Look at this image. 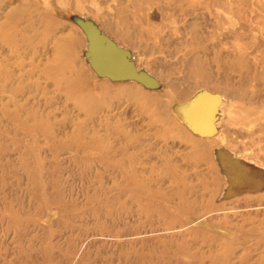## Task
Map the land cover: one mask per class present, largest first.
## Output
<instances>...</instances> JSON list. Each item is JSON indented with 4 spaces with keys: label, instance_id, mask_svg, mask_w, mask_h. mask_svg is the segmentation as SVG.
Masks as SVG:
<instances>
[{
    "label": "rangeland",
    "instance_id": "374dc122",
    "mask_svg": "<svg viewBox=\"0 0 264 264\" xmlns=\"http://www.w3.org/2000/svg\"><path fill=\"white\" fill-rule=\"evenodd\" d=\"M133 5L141 80L100 62L116 0H0V264H264V125L183 107L242 85L260 111L264 0Z\"/></svg>",
    "mask_w": 264,
    "mask_h": 264
},
{
    "label": "crops",
    "instance_id": "0c3cea01",
    "mask_svg": "<svg viewBox=\"0 0 264 264\" xmlns=\"http://www.w3.org/2000/svg\"><path fill=\"white\" fill-rule=\"evenodd\" d=\"M117 3H119V6L116 9V15L115 18L112 22V19L109 16V23L108 24H101V27H106L108 28V33L107 35L109 37H111V41H113L115 43V45L119 48L124 50L125 52H127L128 54H130V59L135 60V47H132L131 45L133 44L132 41H128L127 38H148V34L147 32L145 33V28L144 26H147L149 23L152 22V17L153 18H157V15L155 12L154 14H150L148 13L147 9L142 8V6H135L133 5V3H136V0H116ZM116 4V2H115ZM133 5V6H132ZM113 23V24H112ZM112 25L114 26V32H112V30L110 29L112 27ZM156 28H160L159 25L157 26L155 24ZM218 27H220V31L223 32L224 26L222 21H220L218 23ZM113 28V27H112ZM117 28V29H116ZM161 28H163L161 26ZM165 30V28L163 29ZM129 31V32H128ZM227 34L221 33L219 36H225ZM115 37V38H113ZM151 37V36H150ZM158 38H160V36H157ZM210 40L209 42H207L208 44L212 45L213 41H212V36L210 35ZM235 39H237L238 37H233ZM140 42V41H138ZM220 43V42H219ZM206 44V43H205ZM214 44H217V42H214ZM207 47L205 46V52H207ZM254 72V69H253ZM142 74L148 75V76H153L151 73L149 72H142ZM238 75V76H244V69H239L238 71L232 69V73L231 75ZM209 90L211 93L213 94H221L222 97H224L225 100V105H223V107L227 110L225 111V118L223 123L225 125H230L232 124L231 122H233V124L237 121V123H243V124H251V123H256V124H260V125H264V104H261L260 106H258V109L260 111H256V110H252L255 109L253 106H255L256 102H252L248 100H245V91H243V86L238 85V90L236 91V94H232V93H228L229 90L227 89H223V88H218L217 84H214L213 87L208 86ZM244 98V99H243ZM247 102V103H246ZM252 106H251V103ZM254 103V104H253ZM222 107V109H223ZM231 108L233 109H244L246 111L243 112V116L244 119L243 120H247L248 116H250V119H252V121L250 120L249 122H245L242 120H239L240 117L237 113L236 119H231L230 118V111ZM252 110V112H247V110ZM232 111V110H231ZM233 113V112H232ZM249 114L246 118L245 115ZM230 118V119H229ZM236 124V123H235ZM233 126V125H232ZM264 132V131H263ZM200 139V138H199ZM258 164L256 162H254L260 169L264 170V161H257ZM257 181V178L254 179V182ZM230 188H231V181L229 182V184H227V190L230 192ZM232 195L235 196H239V195H246L247 192H251L250 189H246V190H241L240 192H236V190H231ZM255 192H257V196L259 197V200L261 202H264V184Z\"/></svg>",
    "mask_w": 264,
    "mask_h": 264
},
{
    "label": "water",
    "instance_id": "95a60500",
    "mask_svg": "<svg viewBox=\"0 0 264 264\" xmlns=\"http://www.w3.org/2000/svg\"><path fill=\"white\" fill-rule=\"evenodd\" d=\"M126 54H127V52L117 48L115 45L108 46V48L105 51H103V53L101 54L100 62L102 64V67L105 68L107 70V72L111 76H114V77L118 76V77H121V78L122 77L123 78L124 77H131L133 79L141 80L143 78L144 74L137 73L134 64L129 61V58H128V60L125 58ZM114 62L123 63L126 66V68H127L126 73L120 75V74L114 72L115 70L112 69V65H113ZM196 98H198L196 100L197 104L195 102V104H193V106H192V104H191L193 102L192 100L196 99ZM209 100L213 101L212 104L209 103ZM222 100H223L222 97L220 95H218V94H212V93H210L207 90H201L200 92H198L194 96V98H192L189 101V103L187 102V104L186 103L183 104V107L184 106L185 107L189 106V108L191 107V109L193 108L195 110L194 112H197L198 110L199 111L201 110L200 113H199L201 116H202V111L204 109H206L205 112L208 113V115H210V117L212 118V121L215 123V122H218L219 119L221 118V112H220V110H219V112H217V109H218L219 105L221 103H223ZM177 114H179V113L177 112ZM192 114L193 115H191V117H192L191 119H193L194 115H195L194 113H192ZM202 119H204V118L202 117ZM181 120L184 122V124L186 126L191 127L190 126L191 125V121L190 120H189L190 122L187 121V120H184L182 118H181ZM193 122H194V120H193ZM217 133H218V127H216L215 124H214L212 128L210 127L208 129L207 133H202L201 132L199 134H202V135H204L206 137L207 136L208 137H214ZM199 136H201V135H199Z\"/></svg>",
    "mask_w": 264,
    "mask_h": 264
},
{
    "label": "bare ground",
    "instance_id": "6f19581e",
    "mask_svg": "<svg viewBox=\"0 0 264 264\" xmlns=\"http://www.w3.org/2000/svg\"><path fill=\"white\" fill-rule=\"evenodd\" d=\"M203 116H204V115H202V117H203ZM198 118H199V117H198ZM200 118H201V117H200ZM203 118H204V117H203ZM195 120H196V118H195ZM204 120H206V119L204 118ZM204 120H203V121H204ZM200 124L202 125V123H201V122H200ZM210 124H211V123H210ZM210 127H211V126H210Z\"/></svg>",
    "mask_w": 264,
    "mask_h": 264
}]
</instances>
